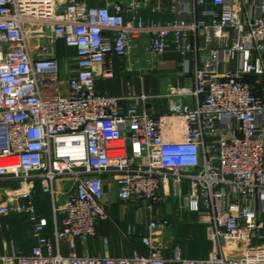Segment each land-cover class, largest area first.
Instances as JSON below:
<instances>
[{
    "label": "built area",
    "instance_id": "obj_1",
    "mask_svg": "<svg viewBox=\"0 0 264 264\" xmlns=\"http://www.w3.org/2000/svg\"><path fill=\"white\" fill-rule=\"evenodd\" d=\"M143 35L154 58L190 57L165 113L147 95L96 89L97 72L113 77L108 59ZM60 41L73 64L57 57ZM108 177L124 207L150 212L169 187L206 225L207 255L175 246L165 257L149 234L170 226L158 216L144 223V254L62 255L61 239H87L106 218ZM0 182L14 186L0 215L26 214L34 241L25 254L0 251V263L264 264V0H0Z\"/></svg>",
    "mask_w": 264,
    "mask_h": 264
},
{
    "label": "crops",
    "instance_id": "obj_2",
    "mask_svg": "<svg viewBox=\"0 0 264 264\" xmlns=\"http://www.w3.org/2000/svg\"><path fill=\"white\" fill-rule=\"evenodd\" d=\"M106 0H89V3L104 4ZM69 52L61 59L68 58V64H73L74 49L68 48ZM190 58L188 55L181 56L172 50L166 51L162 56L154 58L148 51L147 36H141L130 49L128 56L120 60L115 55L108 59V65L113 71V77L103 79L96 75V89L104 94L114 96H125L129 92L147 95L145 106L155 114L168 112L170 102L167 94L171 87L183 86L186 77L182 75L181 62ZM189 101L188 97L177 98L178 104ZM63 181L57 180L56 185L61 188ZM186 188V184H183ZM105 206L106 218L98 219L95 225V234L87 239L68 237L59 242V251L62 255L112 256L128 257L133 253H146V247L141 243V235L146 234L144 223L152 216L167 218L170 223L168 227H159L150 231L152 242L162 249L163 255L167 257L173 247L178 246L184 256L189 258L205 257L202 254L190 253L186 250L185 242L187 236H181L173 224L185 223L187 217L196 216L195 213L177 208V198L171 195L169 187L161 192L164 197L162 203L153 211L138 209L137 203L128 202L123 206L117 197L116 185L110 177L105 182ZM43 193L40 194V199ZM47 200L49 197L45 194ZM40 206V204H38ZM37 213L44 216L39 208ZM16 215L24 219L28 225L22 239L18 241L13 237L0 236V251L3 255L25 254L29 252L34 241L31 237V223L24 213L11 212L0 215V229L2 219L8 215ZM46 217V216H44ZM48 219L47 232L52 231L51 210L46 217ZM187 223V222H186ZM180 237V238H179ZM0 264H12L1 262Z\"/></svg>",
    "mask_w": 264,
    "mask_h": 264
},
{
    "label": "rangeland",
    "instance_id": "obj_3",
    "mask_svg": "<svg viewBox=\"0 0 264 264\" xmlns=\"http://www.w3.org/2000/svg\"><path fill=\"white\" fill-rule=\"evenodd\" d=\"M62 64L65 65V60H62ZM11 185L9 184H0V202L6 200V194L9 191ZM14 188V186L11 187V189ZM40 206L38 205V208L40 212L44 216H48L50 214L51 210V205L50 201L46 200L45 196L41 197V201L39 202ZM187 222V223H186ZM172 223H170L171 225ZM1 229H0V236H5V237H13L16 238L18 241L22 239V235L25 234V231L28 227L26 221L24 219H21L19 216L16 215H8L2 219V224H1ZM174 228L179 232L180 237L185 235L187 236L188 239H192L194 236L199 235L200 241L197 243L195 246L198 251L195 252L196 254H201L200 252H209L211 249V241L208 239V229L205 224L201 223L196 216H191L187 217L185 223H180V224H173ZM179 237V238H180ZM182 238V237H181ZM192 240L188 241L187 243L189 245L194 244L195 242H191ZM207 246L205 249L204 247Z\"/></svg>",
    "mask_w": 264,
    "mask_h": 264
},
{
    "label": "trees",
    "instance_id": "obj_4",
    "mask_svg": "<svg viewBox=\"0 0 264 264\" xmlns=\"http://www.w3.org/2000/svg\"><path fill=\"white\" fill-rule=\"evenodd\" d=\"M68 48L60 41V42H58V44H57V46H56V54H57V57L58 58H62L63 56H64V54H66L67 52H69V50H67ZM0 184H5V183H1L0 182ZM40 194L41 193H39L38 192V194L35 196V198H34V201H35V204H36V206L38 207V204H39V202L41 201V199H40ZM42 196H45V194H43ZM46 200H47V198H46ZM47 202H48V200H47ZM200 236L199 235H196V237L194 236L192 239H186V242L184 243L185 244V246H186V250L188 251V252H190V253H195V252H197L198 250L197 249H199V248H196L197 246H195L197 243H199V241H200ZM190 240H192L191 242H195L194 244H192V245H189L187 242L188 241H190ZM207 246L208 245H206L204 248L206 249L207 248ZM208 248H209V246H208ZM202 255H205L206 254V252H205V250H204V252H200Z\"/></svg>",
    "mask_w": 264,
    "mask_h": 264
}]
</instances>
